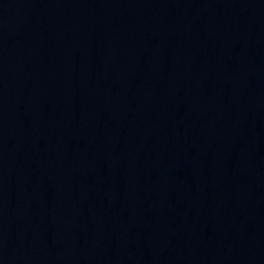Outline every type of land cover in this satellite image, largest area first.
Returning <instances> with one entry per match:
<instances>
[{
  "label": "water",
  "instance_id": "95a60500",
  "mask_svg": "<svg viewBox=\"0 0 264 264\" xmlns=\"http://www.w3.org/2000/svg\"><path fill=\"white\" fill-rule=\"evenodd\" d=\"M0 264H264V0H0Z\"/></svg>",
  "mask_w": 264,
  "mask_h": 264
}]
</instances>
